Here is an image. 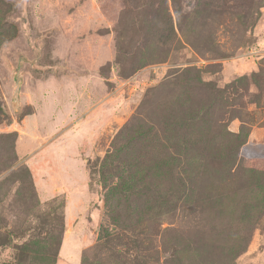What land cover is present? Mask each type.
Segmentation results:
<instances>
[{"label":"rangeland","instance_id":"obj_1","mask_svg":"<svg viewBox=\"0 0 264 264\" xmlns=\"http://www.w3.org/2000/svg\"><path fill=\"white\" fill-rule=\"evenodd\" d=\"M54 254L264 264V0H0V264Z\"/></svg>","mask_w":264,"mask_h":264},{"label":"trees","instance_id":"obj_2","mask_svg":"<svg viewBox=\"0 0 264 264\" xmlns=\"http://www.w3.org/2000/svg\"><path fill=\"white\" fill-rule=\"evenodd\" d=\"M24 247L26 248V247H28V244H24ZM32 258H35V259H37V260H39V261H41L40 262V264L42 263H47V264H54L55 263V260H56V254H54V255H50V256H44V255H35V256H33ZM45 261V262H44ZM13 262H4L3 264H12ZM17 264H24V263H22V262H20L19 260H18V262H17Z\"/></svg>","mask_w":264,"mask_h":264}]
</instances>
